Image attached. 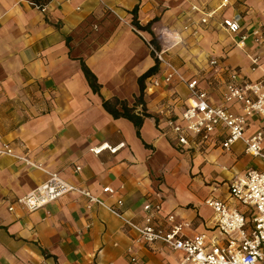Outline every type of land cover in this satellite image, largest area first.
Listing matches in <instances>:
<instances>
[{
  "label": "crops",
  "instance_id": "1",
  "mask_svg": "<svg viewBox=\"0 0 264 264\" xmlns=\"http://www.w3.org/2000/svg\"><path fill=\"white\" fill-rule=\"evenodd\" d=\"M221 1L48 0L41 12L30 5L34 0H0V146L9 144L36 166L0 157V264H177L181 259L182 253L168 246L136 244L121 219L103 207L86 209L77 193L34 212L23 210L16 200L45 182L48 173L108 205L121 199L124 216L135 223L143 220L146 199L159 194L160 215L172 213L188 222L186 236L211 231L212 211L204 200L221 187L227 200L236 176L251 166L262 169L256 158L245 153L242 142L223 150V128L206 141L190 136L188 146H176L163 122L178 120L187 104L189 92L177 80L154 88L152 76L146 79L143 100L150 117L140 137L131 122L103 109L102 98L131 107L139 96L138 78L157 64L144 41L152 40L150 34L131 25L135 6L142 27L157 19L160 27L179 34L181 42L168 56L185 79L198 80L211 104L223 105L217 89L229 73L260 81L264 39L256 44L249 37L237 46L239 36L224 31L220 22L239 14L242 33H250L264 24V0H229L200 24ZM256 56L262 58L259 68L251 70ZM211 58L223 67L220 75L209 65ZM80 59L96 76L100 95L90 89ZM160 72L158 67L155 76ZM227 108L240 113L237 103ZM260 129L264 118L253 116L244 137ZM104 145L122 146L115 153H93ZM104 187L115 190V198L103 194Z\"/></svg>",
  "mask_w": 264,
  "mask_h": 264
},
{
  "label": "built area",
  "instance_id": "2",
  "mask_svg": "<svg viewBox=\"0 0 264 264\" xmlns=\"http://www.w3.org/2000/svg\"><path fill=\"white\" fill-rule=\"evenodd\" d=\"M228 4L229 0H222L217 10L203 14L200 24H207L218 10L226 8ZM30 5L41 12L45 11V6H38L34 2ZM190 10L195 12L197 8L191 5ZM220 26L227 33L239 36L237 46H243L249 37L256 44L264 39V24L250 33H242V17L239 14L222 19ZM184 29H187L186 25ZM155 38L157 45L150 39H144L162 72L160 77L156 74L152 76V86L159 88L177 80L185 84L189 92L180 118H166L163 122L168 134L174 138L175 145L188 146L190 136H200L206 141L218 128H223L225 138L220 144L223 150H229L235 143L242 142L246 154L264 163V129L244 137L248 119L256 115L264 118V75L260 81L250 82L235 72L229 73L228 80L217 89L223 105L216 106L209 102L207 93L199 87L197 79H185L172 64L168 53L181 42L179 34L162 27L156 32ZM260 59L259 56L251 58V70L259 68ZM209 65L216 75L223 71L215 58L210 59ZM233 103L240 105L239 114L228 110L227 105ZM120 147L113 149L104 145L93 149V153L99 154L103 150L115 153ZM1 156L11 157L36 168L34 163L16 154L7 143L0 146ZM79 170V167L75 168L76 172ZM47 175L45 182L18 198L16 204L27 212H34L69 193H77L87 201L86 209L103 207L121 219L124 229L134 233L136 244H161L181 252L182 257L177 264H264V168H249L236 176L228 184L227 200L206 198L204 203L212 211L213 226L210 232L192 236L184 234L190 227L188 222L177 221L172 213L160 215L162 199L159 194L146 199L142 205L143 220L135 223L124 216L121 199L116 198L113 204L108 205L89 190L69 184L55 173ZM102 193L110 198L116 196V191L111 187H104ZM9 211H12L11 207Z\"/></svg>",
  "mask_w": 264,
  "mask_h": 264
},
{
  "label": "trees",
  "instance_id": "3",
  "mask_svg": "<svg viewBox=\"0 0 264 264\" xmlns=\"http://www.w3.org/2000/svg\"><path fill=\"white\" fill-rule=\"evenodd\" d=\"M47 1L48 0H34V3L37 4L38 6H43L47 3ZM137 11H138V6H135L134 9L132 10L133 18L131 21V25L138 31L147 32L150 35H153L151 27L158 20L154 19L142 27L137 20ZM152 43L154 45H157L156 39L153 38ZM80 68L92 92L94 94L100 95L99 93L100 85L97 81L96 76L90 71V69L85 65V63L81 59H80ZM157 70H158V66L155 63L153 67H151L149 70H147L144 74H142L138 78L137 83L139 86V96L135 99L131 107L128 105L126 101H121L116 98H113L111 100H105L102 98L103 109L114 119L123 118L131 122L136 129L137 137H140L139 130L143 124L144 119L150 117V115L146 111L143 100L144 90H145L144 83L146 79L155 75ZM138 107H140V111H137Z\"/></svg>",
  "mask_w": 264,
  "mask_h": 264
},
{
  "label": "rangeland",
  "instance_id": "4",
  "mask_svg": "<svg viewBox=\"0 0 264 264\" xmlns=\"http://www.w3.org/2000/svg\"><path fill=\"white\" fill-rule=\"evenodd\" d=\"M159 28H162V27H160L158 25V23L156 25L153 24V26L151 27L152 33H153V35H150L151 39H153V38L156 39L155 38L156 37V32L158 31ZM253 162L256 164L257 167L264 168V163L260 159H254ZM250 168H254V166H251ZM212 196L213 197H217V198L220 197V198L224 199L226 197L225 188L221 187L220 191L218 193H213ZM241 210H244V209H241Z\"/></svg>",
  "mask_w": 264,
  "mask_h": 264
}]
</instances>
